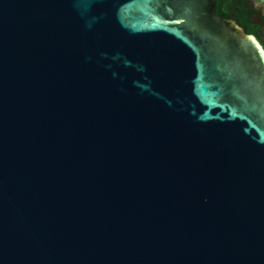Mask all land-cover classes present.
<instances>
[{
  "label": "water",
  "instance_id": "95a60500",
  "mask_svg": "<svg viewBox=\"0 0 264 264\" xmlns=\"http://www.w3.org/2000/svg\"><path fill=\"white\" fill-rule=\"evenodd\" d=\"M217 6L0 0V264H264V45Z\"/></svg>",
  "mask_w": 264,
  "mask_h": 264
},
{
  "label": "trees",
  "instance_id": "16d2710c",
  "mask_svg": "<svg viewBox=\"0 0 264 264\" xmlns=\"http://www.w3.org/2000/svg\"><path fill=\"white\" fill-rule=\"evenodd\" d=\"M217 13L223 17L236 19L248 33L255 34L264 45V29L261 22H255L253 11L246 0H218Z\"/></svg>",
  "mask_w": 264,
  "mask_h": 264
},
{
  "label": "flooded vegetation",
  "instance_id": "af4514ba",
  "mask_svg": "<svg viewBox=\"0 0 264 264\" xmlns=\"http://www.w3.org/2000/svg\"><path fill=\"white\" fill-rule=\"evenodd\" d=\"M247 1V0H246ZM248 3V2H247ZM249 5V4H248ZM250 6V5H249ZM251 7V6H250ZM252 11H253V18L255 19L256 23H260L264 29V21H262V19H264V15H261L259 12H257L255 9H253L251 7Z\"/></svg>",
  "mask_w": 264,
  "mask_h": 264
}]
</instances>
